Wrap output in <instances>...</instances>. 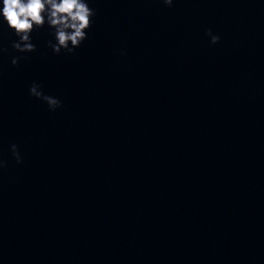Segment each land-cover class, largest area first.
Returning <instances> with one entry per match:
<instances>
[{
    "label": "clouds",
    "instance_id": "clouds-1",
    "mask_svg": "<svg viewBox=\"0 0 264 264\" xmlns=\"http://www.w3.org/2000/svg\"><path fill=\"white\" fill-rule=\"evenodd\" d=\"M163 3L171 7L173 0H163ZM95 15L96 11L90 7L89 0H2L0 28L6 24L18 37L12 42L13 49L20 53H32L36 51V46L32 42L31 34L47 25L54 37V40L48 41V47L56 55L62 52L71 55L88 39V31ZM205 34L210 37L213 45L220 40L211 29ZM4 52L7 49L0 47V54ZM22 58L28 59L27 56L13 57L12 65H18ZM29 94L45 102L50 111L54 112L62 107L58 98L44 94L42 85L36 82L30 86ZM11 152L18 164L23 162L17 145H11ZM5 166L6 162L0 158V170Z\"/></svg>",
    "mask_w": 264,
    "mask_h": 264
},
{
    "label": "water",
    "instance_id": "water-1",
    "mask_svg": "<svg viewBox=\"0 0 264 264\" xmlns=\"http://www.w3.org/2000/svg\"><path fill=\"white\" fill-rule=\"evenodd\" d=\"M196 264H264V238L241 245Z\"/></svg>",
    "mask_w": 264,
    "mask_h": 264
}]
</instances>
